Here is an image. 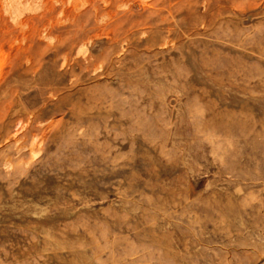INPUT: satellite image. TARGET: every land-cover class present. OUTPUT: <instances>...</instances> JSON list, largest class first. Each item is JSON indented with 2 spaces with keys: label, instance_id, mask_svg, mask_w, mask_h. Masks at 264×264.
Wrapping results in <instances>:
<instances>
[{
  "label": "rangeland",
  "instance_id": "1",
  "mask_svg": "<svg viewBox=\"0 0 264 264\" xmlns=\"http://www.w3.org/2000/svg\"><path fill=\"white\" fill-rule=\"evenodd\" d=\"M0 264H264V0H0Z\"/></svg>",
  "mask_w": 264,
  "mask_h": 264
}]
</instances>
